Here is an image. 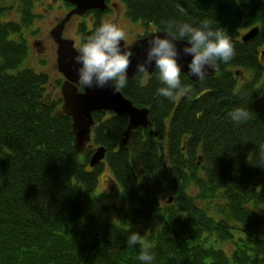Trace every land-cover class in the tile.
<instances>
[{"label": "trees", "instance_id": "trees-1", "mask_svg": "<svg viewBox=\"0 0 264 264\" xmlns=\"http://www.w3.org/2000/svg\"><path fill=\"white\" fill-rule=\"evenodd\" d=\"M237 1L241 32L257 27V37L231 39L236 54L217 62L213 78L182 73L191 91L172 101L157 95V72L128 79L120 92L149 110L151 126L125 145L128 116L94 113L83 162L62 97L47 74L26 65L31 3L22 24L5 21L10 8L0 7V264H143L140 246L126 243L130 231L145 237L151 264H264V168L255 166L264 144V0ZM120 2L152 32L173 20L217 28L194 0ZM80 33L83 44L93 32L82 23ZM236 107L253 118L234 123L228 114ZM97 147L106 148L119 189L113 216L91 208L104 164L89 167Z\"/></svg>", "mask_w": 264, "mask_h": 264}, {"label": "clouds", "instance_id": "clouds-1", "mask_svg": "<svg viewBox=\"0 0 264 264\" xmlns=\"http://www.w3.org/2000/svg\"><path fill=\"white\" fill-rule=\"evenodd\" d=\"M124 40V31L115 23H103L87 37L74 58L80 65L76 69L80 86L89 89L112 87L114 92L127 86L128 69L135 53L127 45H121ZM185 40L187 46L179 49L177 42ZM147 44L146 58L136 64L135 74H148L154 63L158 78L164 85L158 88L157 95L170 101L191 91L182 85L183 72L179 63L182 57L191 56L187 76L204 81L208 70L215 69L218 61L228 63L236 54L227 30L221 27L213 30L208 20L201 21L199 26L168 21L164 37L153 34L147 39ZM253 114L249 108L236 107L228 115L234 123L241 124L252 119ZM259 153L260 162L255 166L264 168V144L259 146ZM126 243L128 247L140 246L142 250L138 259L143 264H151L154 260L150 245L139 232L130 231Z\"/></svg>", "mask_w": 264, "mask_h": 264}, {"label": "water", "instance_id": "water-1", "mask_svg": "<svg viewBox=\"0 0 264 264\" xmlns=\"http://www.w3.org/2000/svg\"><path fill=\"white\" fill-rule=\"evenodd\" d=\"M71 3L74 9L70 11L64 19L56 25L50 35L57 44V68L64 76L65 81L61 87V95L63 98L62 112L72 119V133L74 135V150L79 155V161H84V154L88 148V144L92 141L93 127L95 121L93 118L96 112H113L117 115L128 116V126L124 132V144L128 145L131 132L139 128H149L151 122L149 120V110L140 108L127 99L120 91L114 92L112 87L104 89L80 86L76 69L80 65L75 63L74 58L79 54L75 46V42L71 39L63 37L65 27L73 16H83L86 12L98 9L104 11L106 9V0H64ZM195 5L201 11H210L214 16L217 27L227 30L231 39H241L243 42L254 40L259 29L253 28L247 33H242L241 29L244 22V11L237 0H194ZM153 34L165 35L163 32H151L143 38H139L131 44H126L124 40L121 45H127L135 55L132 57L131 67L128 69V79H133L136 75V64L142 62L146 58V50L148 48L147 39ZM186 45V41H178L177 47L182 49ZM191 61V56L182 57L179 63L182 66L183 74L187 75V65ZM156 72L155 66L149 68L148 75ZM217 74V68L209 69L207 78H213ZM194 82H198V78L188 76ZM80 88L83 90L80 91ZM106 158V148L99 147L90 160V167L95 168L101 164ZM202 158H200V162Z\"/></svg>", "mask_w": 264, "mask_h": 264}, {"label": "rangeland", "instance_id": "rangeland-1", "mask_svg": "<svg viewBox=\"0 0 264 264\" xmlns=\"http://www.w3.org/2000/svg\"><path fill=\"white\" fill-rule=\"evenodd\" d=\"M47 1L48 0H45L44 5L42 6H38L39 4H36V7L34 8V13L37 14L36 16L40 14L46 15V12H44L42 9L46 8ZM20 3V1L14 0H0V7L10 8L8 12L12 13L4 19L5 21H13L19 24L23 23L22 18H19L22 9ZM25 3L28 2H26V0H23L24 6ZM123 7L125 10L124 5ZM24 8L26 9V7ZM67 12L68 11L66 10L65 14L61 15V13L58 11L56 12V14L59 15L62 19ZM58 21L59 20L54 21L53 19L44 20L38 16V19L34 20V24L32 25V27L29 29H25L24 31L26 33L25 35L28 39V44L30 47L29 60L26 61V65L31 66L37 72H43L49 76L51 84L50 91H54L53 94L55 95H61V85L63 84V80H61L62 76L57 70V54L55 51L56 45L52 41L49 31L52 30V28L58 23ZM82 23H84L83 19H74L68 24L66 33L64 35V37L75 41V45L78 50L82 46V41L84 40L83 35H81L80 33V26H82ZM119 26L125 33V41L127 44H130L137 38L144 36L147 32L153 31V28H146L140 23H134L127 17L124 21L120 22ZM23 28H25V26ZM88 28L90 29L89 25ZM47 31L48 36H45ZM39 43H42L43 47H41ZM40 51H42L43 53L40 54ZM239 74L241 76L240 83H242L245 80L246 75L244 76L243 72L241 74V71L239 72ZM98 148L99 147H97L96 149ZM118 192L119 189L116 184L113 172L107 162H104L103 167L98 175L97 188L94 192V195L92 196L93 203H91V208L93 207V211L102 217H105L107 214L111 215V213L113 212V208L120 203ZM170 197L171 194H168L165 198L162 199V203L166 204Z\"/></svg>", "mask_w": 264, "mask_h": 264}, {"label": "flooded vegetation", "instance_id": "flooded-vegetation-1", "mask_svg": "<svg viewBox=\"0 0 264 264\" xmlns=\"http://www.w3.org/2000/svg\"><path fill=\"white\" fill-rule=\"evenodd\" d=\"M14 1H20L21 2L20 3L21 6H23L24 12H21V14L19 15L20 16L19 18H22V16L25 15V13H26L25 12L26 10H25L24 4H23V0H14ZM44 1L45 0H26V2L31 3V8H30L29 11L32 13V15H33L35 20L38 19V16L41 17L44 20H49V19H53L54 21L55 20H59L58 23L56 24V25H58L60 23V21L62 19H64L65 16L70 11H72L74 9V6L71 3L67 2V1H64V0H48L47 4H46V8L42 9L44 12H46V15L40 14V15L36 16L37 14L34 13V8L36 7V4H39L38 6H42V5H44ZM32 5H33V8H32ZM66 10L68 12L66 13V15L62 19H61V17L59 15L56 14V12L59 11L61 13V15H63V14H65ZM9 14H12V13L8 12V16H9ZM125 18H126V13H125L124 7L122 6L120 0H106V9L104 11H101V10H98V9H93V10H90V11L86 12L83 16H76V15L73 16L71 18V20L67 23L66 27H65L63 37H64V35L66 33V29H67L68 24L71 21H73L74 19L75 20L83 19V21L86 24V26L87 27H88V25L90 26V29L89 28L88 29H89V32L91 33V32H94L95 29L97 27H99L103 23H115V24H117L119 26L120 22L124 21ZM51 31H49V34L51 33ZM45 36H48V31L46 32ZM50 37H51V35H50ZM64 38L65 39H69V38H66V37H64ZM51 39H52V37H51ZM52 41L54 42L53 39H52ZM39 45H41V47H43L42 43H39ZM55 45H56L55 51H56V54H57V44L55 43ZM39 53L41 54L43 52L40 51ZM56 64H57V58H56ZM57 70H58V68H57ZM60 75L62 76L61 80H63V83H64L65 78H64V76L61 73H60ZM61 87H62V85H61ZM80 91L82 92L83 90L80 88ZM60 96L62 97V95H60Z\"/></svg>", "mask_w": 264, "mask_h": 264}, {"label": "bare ground", "instance_id": "bare-ground-1", "mask_svg": "<svg viewBox=\"0 0 264 264\" xmlns=\"http://www.w3.org/2000/svg\"><path fill=\"white\" fill-rule=\"evenodd\" d=\"M170 202H172V200H170Z\"/></svg>", "mask_w": 264, "mask_h": 264}]
</instances>
